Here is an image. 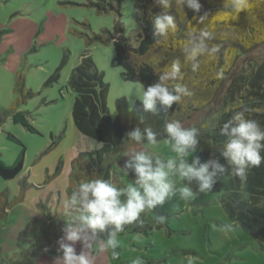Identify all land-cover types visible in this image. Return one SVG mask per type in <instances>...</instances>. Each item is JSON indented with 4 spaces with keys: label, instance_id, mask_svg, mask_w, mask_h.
<instances>
[{
    "label": "rangeland",
    "instance_id": "rangeland-1",
    "mask_svg": "<svg viewBox=\"0 0 264 264\" xmlns=\"http://www.w3.org/2000/svg\"><path fill=\"white\" fill-rule=\"evenodd\" d=\"M136 1L105 0L106 10L100 12L89 0H0V116L3 119L0 161L11 165L24 149L22 172L10 181L0 178L1 205L17 198L21 180L28 185L24 200L13 204L23 208L22 213L17 214L19 223L5 230L1 227L9 220L0 223V260H4L0 264H53L58 254L57 241L63 236L62 229L68 221L65 190L71 161L79 153L98 147L84 139L72 121L75 95L68 80L79 57L90 55L96 68L103 73L104 82L108 84L106 106L111 120L116 117L117 99L124 98L129 109L140 102L143 86L124 81L122 69L112 65L113 44L86 40L103 31L113 33L117 22L123 24L124 37L136 36ZM64 55L67 60L58 80L45 85ZM249 57L263 61L264 47ZM19 74L24 76L25 88L34 94L25 99L19 110L35 129V134L13 124L11 116L3 114L16 99L13 89ZM7 134L16 138L20 145L8 141ZM129 149L148 150L162 159L175 157L164 140H159L155 146L143 143L128 147L112 164L109 173V179L119 187L135 179L131 170L129 175L121 170ZM196 157L190 153L189 163ZM58 166L60 172L56 173ZM171 179L182 186L179 177ZM192 186L195 189L194 182ZM220 196L213 188L207 194H197L192 200L174 197L154 210L168 217L165 224L157 225L154 214L145 212L141 214L144 227L135 223L125 226V231L118 235V259H112L110 251H101L96 246L88 250L89 254L94 264H131L136 257L142 258L145 264H264V251L229 218L220 204ZM29 217L37 222L32 229L27 228ZM226 225H232V231L225 232ZM75 248L79 253L82 244L77 242Z\"/></svg>",
    "mask_w": 264,
    "mask_h": 264
},
{
    "label": "trees",
    "instance_id": "trees-1",
    "mask_svg": "<svg viewBox=\"0 0 264 264\" xmlns=\"http://www.w3.org/2000/svg\"><path fill=\"white\" fill-rule=\"evenodd\" d=\"M89 2L100 12L106 10L105 0ZM200 3L201 12L196 14L186 7L181 10L173 0L169 11L175 16L177 30L169 33L167 38L153 36V16L163 10L154 4V0L136 1V36L124 37L123 24L117 22L113 33L103 31L92 38L86 37L88 43H112L115 50L112 65L122 69L121 78L124 81L139 83L143 88L158 82L162 71L170 67L173 60L180 59L183 79L170 80L168 86L180 83L188 88L191 95L182 97L180 103L174 104L167 113L161 111L159 116L144 113L140 109V102L129 109L127 101L119 98L115 102L116 117L111 120L106 106L108 84L104 82L103 73L96 68L90 55H81L68 80L75 95L71 116L78 133L98 147L79 153L71 161L65 190L67 198L83 180L96 175L106 181L109 179L112 164L128 147L138 145L127 138V133L137 126L142 131L151 128L159 133L158 141L166 138L163 134L165 120H179L186 128L196 127L200 132V142L194 154L205 161L213 157L221 164H226L219 153L226 138L220 134V129L235 112H244L246 119L254 120L264 129V60L249 57L264 47V0H248V7L239 14L231 7L232 0H200ZM204 13H207V19L201 24L198 19ZM194 16L196 19H193ZM192 27L197 30L207 28L214 36L207 42L209 47H219L214 59L206 56L199 58L200 67L196 71L192 70L191 63L184 64L182 53L183 41ZM68 31L73 32L71 29ZM66 60L67 55H64L60 66L45 85L58 80ZM221 68L225 69L224 78L215 79V74ZM13 93L16 99L11 108L4 111V116L10 115L13 124L35 134V129L19 110L25 104V99L34 95L25 88L23 74L17 76ZM140 117L144 118L142 124L139 123ZM2 123L0 116V125ZM6 139L20 145L11 134H7ZM23 159L22 148L11 165L0 161V178L4 181L15 179L22 172ZM59 172L60 166L56 169V173ZM27 187L23 179L19 182L18 196L12 203L1 205L0 199V223L7 219L5 210L9 206L24 200ZM214 188L220 193V204L229 218L241 226L264 251V162L258 167H250L244 181L232 175L229 166V171ZM65 218L70 219L68 214Z\"/></svg>",
    "mask_w": 264,
    "mask_h": 264
},
{
    "label": "clouds",
    "instance_id": "clouds-1",
    "mask_svg": "<svg viewBox=\"0 0 264 264\" xmlns=\"http://www.w3.org/2000/svg\"><path fill=\"white\" fill-rule=\"evenodd\" d=\"M174 2L181 10L186 7L193 13L201 12L200 0ZM154 4L163 10L153 16V36L167 38L169 33L177 30L175 16L169 11L173 0H154ZM231 7L239 14L248 7V0H232ZM137 11L142 15L139 9ZM206 19L207 13H204L199 16L198 22L203 24ZM213 38V33L207 28L197 30L192 27L182 44L184 64L191 63L192 70L196 71L200 67V57L214 59L219 47H209L207 43ZM182 67L180 59L173 60L171 66L159 75L158 82L143 88L140 109L144 113L153 116H159L161 111L167 113L174 104L182 101V97L191 95L188 88L180 83L168 86L170 80L183 79ZM224 71L221 68L215 74V79H223ZM139 123H144L143 117H140ZM163 134L166 137L164 142L170 145L171 152L175 154L174 158L162 159L148 150L129 149L128 159L121 170L125 175H129V170L135 174L131 183L119 187L110 179L106 181L96 175L73 188L65 204L70 219L65 221L63 236L57 241L58 254L53 258V264H94V258L88 251L94 246L101 251H110L111 258L118 259V235L125 231L126 225L135 223L144 227L142 213H153L155 223L163 225L168 217L154 210L166 201L174 197L192 200L197 194L211 192L229 171V166L231 174L244 181L250 167H258L264 162V129L254 120L246 119L242 111L235 112L220 129V134L226 140L219 153L226 164L213 157L206 161L196 157L189 163L190 153L197 151L200 142V132L196 127L186 128L179 120H165ZM158 135L151 128L142 131L137 126L127 133V138L138 145L146 142L149 146H155L159 142ZM171 177H179L182 186H177ZM224 231H232V225L224 226ZM77 242L82 244L79 253L75 248ZM131 264H145V261L136 257Z\"/></svg>",
    "mask_w": 264,
    "mask_h": 264
},
{
    "label": "crops",
    "instance_id": "crops-1",
    "mask_svg": "<svg viewBox=\"0 0 264 264\" xmlns=\"http://www.w3.org/2000/svg\"><path fill=\"white\" fill-rule=\"evenodd\" d=\"M14 207L13 208H10V207H8L5 211H6V213H7V219L9 220V222L7 223V225H2V229L3 230H5L8 226H10L11 224H15V223H19V221L17 220V218H18V216H17V214L18 213H22V211H23V208L20 206V205H18V206H15V205H13ZM26 223H27V228H33V226H34V224H37V222L33 219V217L31 218V217H29L28 219H27V221H26ZM38 224H41V222H39L38 221ZM12 226V225H11ZM2 232V231H1ZM0 232V233H1ZM0 245H1V243H0ZM0 249H1V246H0ZM0 261H3L4 262V260H0Z\"/></svg>",
    "mask_w": 264,
    "mask_h": 264
}]
</instances>
